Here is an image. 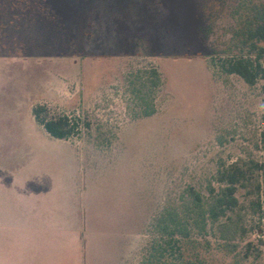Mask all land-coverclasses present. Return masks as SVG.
<instances>
[{"label": "rangeland", "instance_id": "obj_1", "mask_svg": "<svg viewBox=\"0 0 264 264\" xmlns=\"http://www.w3.org/2000/svg\"><path fill=\"white\" fill-rule=\"evenodd\" d=\"M254 17L264 0H0V84H17L0 95V264H141L162 210L218 194L219 168L264 165L263 82L220 69ZM150 70L155 113L137 118L128 82ZM25 84L72 85L57 97ZM39 101L89 129L51 139L32 117ZM254 172L192 236L206 264H264Z\"/></svg>", "mask_w": 264, "mask_h": 264}, {"label": "trees", "instance_id": "obj_2", "mask_svg": "<svg viewBox=\"0 0 264 264\" xmlns=\"http://www.w3.org/2000/svg\"><path fill=\"white\" fill-rule=\"evenodd\" d=\"M258 19L262 18L254 17L245 22L249 42L244 48H239L245 51L240 50L237 54L224 58L220 62V69L224 74L238 76L248 86H254L258 80L262 81L261 95L264 102V18ZM143 74L149 77L144 81L135 77V80L128 82L131 94L140 103L141 112L137 118H147L155 113L153 95L161 87L157 72L150 70ZM136 80L140 82L136 84ZM32 117L49 137L57 140L78 138L84 130L89 129V124L79 116L52 114L46 104L33 106ZM260 143L264 151V131L261 133ZM254 169L264 170V165L251 162L242 167L233 163L219 168L216 182L222 187L218 194L212 196L211 190L210 198H203L191 190L186 197L180 199L177 208L171 206L162 210L153 222V237L145 249L141 264H206L200 254L203 242L192 236L204 235L208 225L217 223L237 206L235 193L250 185ZM251 206L261 209L258 198Z\"/></svg>", "mask_w": 264, "mask_h": 264}, {"label": "crops", "instance_id": "obj_3", "mask_svg": "<svg viewBox=\"0 0 264 264\" xmlns=\"http://www.w3.org/2000/svg\"><path fill=\"white\" fill-rule=\"evenodd\" d=\"M70 85L72 84H25L24 88L26 89H30V88H41L42 90L45 89L48 92H53L55 93V96H60L61 94H70L69 89L71 88ZM17 84H0V95H4L7 93L9 94L12 89H16L13 87H16ZM41 100V99H40ZM40 103V101H39ZM47 135V134H46ZM48 136V135H47ZM49 137V136H48ZM51 138V137H50ZM53 139V138H51ZM55 141H63V140H57V139H53Z\"/></svg>", "mask_w": 264, "mask_h": 264}]
</instances>
